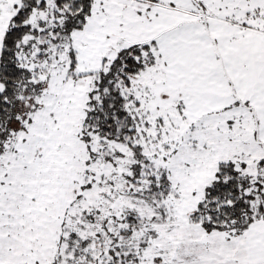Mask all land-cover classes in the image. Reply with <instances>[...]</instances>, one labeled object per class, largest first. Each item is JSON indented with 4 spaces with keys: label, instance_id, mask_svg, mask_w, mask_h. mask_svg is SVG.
<instances>
[{
    "label": "snow or ice",
    "instance_id": "obj_1",
    "mask_svg": "<svg viewBox=\"0 0 264 264\" xmlns=\"http://www.w3.org/2000/svg\"><path fill=\"white\" fill-rule=\"evenodd\" d=\"M0 264H264V0H0Z\"/></svg>",
    "mask_w": 264,
    "mask_h": 264
}]
</instances>
